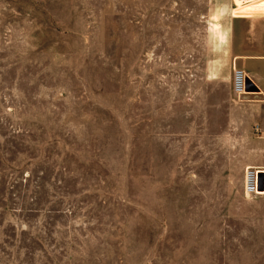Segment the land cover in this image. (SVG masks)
I'll return each mask as SVG.
<instances>
[{
  "label": "rangeland",
  "instance_id": "374dc122",
  "mask_svg": "<svg viewBox=\"0 0 264 264\" xmlns=\"http://www.w3.org/2000/svg\"><path fill=\"white\" fill-rule=\"evenodd\" d=\"M230 6L0 0V264H264Z\"/></svg>",
  "mask_w": 264,
  "mask_h": 264
},
{
  "label": "crops",
  "instance_id": "0c3cea01",
  "mask_svg": "<svg viewBox=\"0 0 264 264\" xmlns=\"http://www.w3.org/2000/svg\"><path fill=\"white\" fill-rule=\"evenodd\" d=\"M227 30V58L230 66L242 70L253 94L238 98L242 104L239 114L250 115L246 136L257 135L258 140L247 148L248 154H256L252 166L264 170V0H249L242 6L232 5ZM213 26L208 23L206 26ZM235 122V119H232ZM233 123V127H234Z\"/></svg>",
  "mask_w": 264,
  "mask_h": 264
},
{
  "label": "built area",
  "instance_id": "2783aa9c",
  "mask_svg": "<svg viewBox=\"0 0 264 264\" xmlns=\"http://www.w3.org/2000/svg\"><path fill=\"white\" fill-rule=\"evenodd\" d=\"M249 0H233L235 6H242ZM232 94L240 98L247 94L246 77L242 70L233 68L232 71ZM264 194V170L259 168H248L244 173L243 194L245 197H254Z\"/></svg>",
  "mask_w": 264,
  "mask_h": 264
},
{
  "label": "water",
  "instance_id": "95a60500",
  "mask_svg": "<svg viewBox=\"0 0 264 264\" xmlns=\"http://www.w3.org/2000/svg\"><path fill=\"white\" fill-rule=\"evenodd\" d=\"M249 84L250 83L246 81V91L247 92H254L255 90L249 88V86H248Z\"/></svg>",
  "mask_w": 264,
  "mask_h": 264
},
{
  "label": "bare ground",
  "instance_id": "6f19581e",
  "mask_svg": "<svg viewBox=\"0 0 264 264\" xmlns=\"http://www.w3.org/2000/svg\"><path fill=\"white\" fill-rule=\"evenodd\" d=\"M234 1H236V0H234ZM262 195H263V193H262Z\"/></svg>",
  "mask_w": 264,
  "mask_h": 264
}]
</instances>
